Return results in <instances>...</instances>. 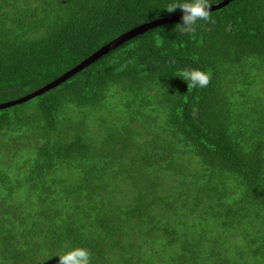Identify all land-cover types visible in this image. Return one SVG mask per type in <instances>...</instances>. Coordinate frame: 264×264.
I'll list each match as a JSON object with an SVG mask.
<instances>
[{
  "label": "trees",
  "instance_id": "trees-1",
  "mask_svg": "<svg viewBox=\"0 0 264 264\" xmlns=\"http://www.w3.org/2000/svg\"><path fill=\"white\" fill-rule=\"evenodd\" d=\"M188 2L0 0V104ZM211 13L0 110V138L18 146L12 174L0 149V264H59L78 247L91 264H264V0ZM185 69L209 85L189 89Z\"/></svg>",
  "mask_w": 264,
  "mask_h": 264
},
{
  "label": "clouds",
  "instance_id": "clouds-1",
  "mask_svg": "<svg viewBox=\"0 0 264 264\" xmlns=\"http://www.w3.org/2000/svg\"><path fill=\"white\" fill-rule=\"evenodd\" d=\"M180 8L184 15L182 24L177 25V29L181 32L194 33L198 27V21H205L215 24L216 21L212 17L209 0H191L188 3H172L165 8L169 13H173ZM179 77L188 82V88L196 87L205 88L211 81V73L198 69L182 70ZM59 256V264H91V253L88 249L78 247L69 250Z\"/></svg>",
  "mask_w": 264,
  "mask_h": 264
},
{
  "label": "water",
  "instance_id": "water-1",
  "mask_svg": "<svg viewBox=\"0 0 264 264\" xmlns=\"http://www.w3.org/2000/svg\"><path fill=\"white\" fill-rule=\"evenodd\" d=\"M232 1L233 0H224L220 4L212 5L211 11L223 8L224 6H226L227 4H229ZM183 15H184V13L178 14L175 16H171V17H167V18L156 19V20L147 22L145 24H142V25L128 31L127 33L119 36L118 38H116L115 40L110 42L109 44L100 48L97 52H95L94 54L89 56L87 59H85L84 61L79 63L76 67H74L70 71L66 72L65 74H63L62 76H60L59 78L54 80L53 82L47 84L43 88H41V89H39V90H37V91L27 95V96H24L21 99H18V100L9 102V103H5V104H0V110L7 108V107L17 105V104H21V103L26 102V101H28V100L36 97V96L43 94L44 92H47V91L53 89L57 85L61 84L65 80L69 79L70 77H72L73 75H75L76 73H78L79 71H81L82 69H84L85 67L90 65L91 63H93L94 61H96L98 58L105 55L109 51L113 50L117 46L123 44L124 42H126V41H128V40H130V39H132L138 35H141V34L147 32L149 30L155 29L161 25L180 21V20H182Z\"/></svg>",
  "mask_w": 264,
  "mask_h": 264
},
{
  "label": "rangeland",
  "instance_id": "rangeland-1",
  "mask_svg": "<svg viewBox=\"0 0 264 264\" xmlns=\"http://www.w3.org/2000/svg\"><path fill=\"white\" fill-rule=\"evenodd\" d=\"M8 140H10V139H8ZM6 144H9L10 150L6 151L8 153H4L6 155V157H9V158H7V161L4 163H6L5 166L8 167L7 171L10 172V174H12L14 171V167H16V163L18 160H16V159L14 160V158L11 159L12 158L11 156H15L18 158V156H17L18 146L14 142L5 141L4 139L0 138V149H3L4 145H6ZM0 151L3 152L2 150H0ZM21 193H24V188L23 187L16 188V185L14 186L13 191L10 192V194L14 197V200L16 202H19V200L23 201L25 199V196H22ZM4 195L6 196V192L4 193Z\"/></svg>",
  "mask_w": 264,
  "mask_h": 264
}]
</instances>
